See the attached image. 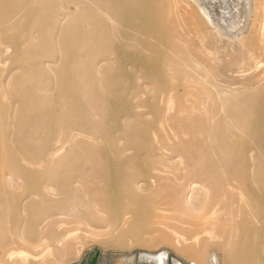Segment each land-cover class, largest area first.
Listing matches in <instances>:
<instances>
[{
    "label": "bare ground",
    "instance_id": "6f19581e",
    "mask_svg": "<svg viewBox=\"0 0 264 264\" xmlns=\"http://www.w3.org/2000/svg\"><path fill=\"white\" fill-rule=\"evenodd\" d=\"M245 1L249 19L230 37L247 41L218 77L181 32L168 36L186 19L181 0H0V42L21 52L22 72L0 79L12 149L0 163V264H54L104 227L92 239L107 247L169 244L149 235L167 210L186 242L176 250L264 264V0ZM9 31H27L26 44ZM122 60L143 71L131 92ZM175 75L191 82L180 90Z\"/></svg>",
    "mask_w": 264,
    "mask_h": 264
},
{
    "label": "rangeland",
    "instance_id": "374dc122",
    "mask_svg": "<svg viewBox=\"0 0 264 264\" xmlns=\"http://www.w3.org/2000/svg\"><path fill=\"white\" fill-rule=\"evenodd\" d=\"M181 1H183L182 3L186 5V9L189 8L188 10L183 11V14L184 12H186V19L183 20L182 25L178 26L176 33L172 30L168 33V36L171 39L173 37L174 39H177L175 36L179 37L180 35L178 33L181 32L180 37L183 40L180 41V44L186 50V53L191 57L196 58L201 63H204L207 68H211L212 74L221 77L220 74L221 72H223L224 66H226L231 60H233L235 55L237 57L240 56L242 45L245 41H247V39L244 38L238 39L237 37H230V35L236 33L239 28L244 27L245 22L249 19L247 2L245 0ZM187 11L189 14H187ZM167 16L174 22V24L175 22L177 23V20H179L175 17L176 15L173 7L171 8V11ZM187 17L189 18L187 19ZM210 17L211 19H214V22L217 23L220 28L222 27L226 31V34H228L227 36H222L218 33V30L220 28L216 25L214 26V23H210V21L208 20L210 19ZM228 22L233 23L234 27L232 28V30H230L229 24H227ZM8 34L14 36V39L17 38L21 44H26V38L28 36L27 31H19L16 33L9 31ZM150 40L152 42H157L159 41V38L152 37ZM0 48L2 50H5L4 54L6 56L5 61L0 64V79L1 76H3L4 74H10L9 79H11L12 81L13 76H19L22 73L20 69L21 63H18L16 60L21 57V52L16 51V49L10 43L0 42ZM164 49H166V47ZM166 52L169 54L173 53L172 50L169 49H167ZM120 59L122 58L120 57ZM122 61L123 63L125 62L123 65L124 70L127 68L126 71L129 72L126 73H129V76L131 75V78L129 77V80L131 81H129L127 85V92H131V83L133 81L136 82L139 79L143 80L141 75L143 71L140 67L133 66L131 64V61L129 60ZM178 67L184 68L183 65H178ZM263 68L264 65H260V67H257V70H263ZM8 71L10 73H8ZM248 76L249 75L239 76L238 79L243 81ZM212 77L213 75H211V79ZM173 80H175V82L177 83V88L181 87L180 90H182L183 88L182 84H185L189 81L191 82V79L189 77H185L183 75H175V78ZM151 92V94L153 95V91ZM11 97L12 96H10L9 94H5L3 95V100L8 101ZM2 106L4 107L5 105L2 104ZM3 121L4 119L0 118V122L2 123ZM10 136V131H4V129H0V163L3 162V156L9 157L12 151L9 146L11 144ZM14 145L17 148L19 146L17 145V143H15ZM8 159V163L1 167V169H4V171L10 170L14 166V163H12L10 158ZM165 212L162 213L163 220H157L152 223L153 230L149 235L154 237H166L169 241V244L160 243L150 248H145L136 245L134 246L133 243L130 242V248H115L112 246L107 247L101 244L100 242L93 240L92 238L106 237L108 234L111 233L109 230L110 228L104 227L99 229H92L93 233L88 231L84 233L82 237L80 236L79 239L70 244V246L66 250L67 254L59 258L54 264H71L72 262L78 260L84 253L89 251H95L97 253H107L114 256H119L120 258H127L131 256L132 258H136V260L145 259L147 258L145 257L146 255H155L163 252L167 256V264H208L209 260L211 259V256L214 254V256L218 258L219 263L222 264V254L220 251L215 250L213 246H210L208 248L207 253H205V255L200 260H196L195 258L182 253L181 250H176V246H185L186 242L181 241L179 238V234L175 232V227L179 223L178 217L174 215L176 212L171 210H167ZM102 215L105 217L107 216L105 213H103ZM125 215L129 216L130 213L129 215H127V213ZM147 218H145V220ZM147 220H150V218ZM149 235H147V237ZM145 261H147V259H145ZM151 263L155 264L153 261Z\"/></svg>",
    "mask_w": 264,
    "mask_h": 264
},
{
    "label": "crops",
    "instance_id": "0c3cea01",
    "mask_svg": "<svg viewBox=\"0 0 264 264\" xmlns=\"http://www.w3.org/2000/svg\"><path fill=\"white\" fill-rule=\"evenodd\" d=\"M147 259V261H145ZM142 260H136V258L127 257L120 258L119 256H114L107 253H100L95 251H89L84 253L78 260L72 262L71 264H152L153 261L155 264H167V259L163 262L158 263L155 259L147 257Z\"/></svg>",
    "mask_w": 264,
    "mask_h": 264
}]
</instances>
